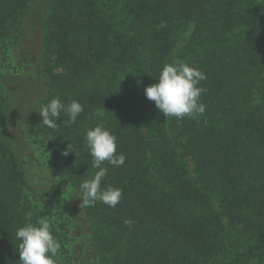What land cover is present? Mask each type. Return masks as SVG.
Segmentation results:
<instances>
[{
	"label": "trees",
	"instance_id": "1",
	"mask_svg": "<svg viewBox=\"0 0 264 264\" xmlns=\"http://www.w3.org/2000/svg\"><path fill=\"white\" fill-rule=\"evenodd\" d=\"M32 2L0 0V43ZM44 28L41 107L53 98L84 107L70 127L62 112L58 127L35 133L63 182L48 193L57 223L46 219L61 260H71L73 230L54 199L80 195L94 177L85 134L103 123L126 160L102 165L101 187L121 189L120 203L82 204L98 264H264V0H54ZM176 61L206 75L198 119H166L145 97ZM6 103L0 97V264H20L15 234L36 224L28 192L39 196L3 140Z\"/></svg>",
	"mask_w": 264,
	"mask_h": 264
},
{
	"label": "rangeland",
	"instance_id": "2",
	"mask_svg": "<svg viewBox=\"0 0 264 264\" xmlns=\"http://www.w3.org/2000/svg\"><path fill=\"white\" fill-rule=\"evenodd\" d=\"M54 0H33L19 30L6 42L0 43V97L6 103V121L2 131L3 140L20 158L27 181L33 193L28 192L32 203L31 218H44L56 222L55 213L47 207L48 193L52 186L63 190V182L53 173L51 154L46 146L36 142L35 133L42 123L39 115L44 98V78L39 75L37 65L44 51V23ZM193 26L189 29L192 34ZM8 52H5L6 49ZM189 169L193 170L189 161ZM195 174L192 173V177ZM55 200L56 212H62L72 222V236L68 242L70 259L58 264H98L95 249L90 240L82 210V200L76 192L64 194ZM83 219V220H82Z\"/></svg>",
	"mask_w": 264,
	"mask_h": 264
},
{
	"label": "clouds",
	"instance_id": "3",
	"mask_svg": "<svg viewBox=\"0 0 264 264\" xmlns=\"http://www.w3.org/2000/svg\"><path fill=\"white\" fill-rule=\"evenodd\" d=\"M206 75L199 69L186 63L176 61L165 64L160 71L158 82L145 88L146 99L154 102L155 107L167 118L184 119L185 117L198 119L206 111L200 97L206 91L199 86ZM84 111L83 105L73 100L65 105L58 98L51 99L40 108L39 115L43 125L56 128L57 121L63 112L69 118L63 121L66 127L75 124L78 116ZM105 109H97L95 115L103 119ZM86 145L92 156V167L98 169L94 177L85 180L80 185V199L82 204L94 206L101 202L115 208L121 201L122 190L119 188H102V180L108 173L107 164L121 167L126 157L117 151L116 137L112 135L103 123L97 124L85 134ZM69 150L75 149L69 144ZM63 155H68L65 151ZM15 238L19 241L18 252L20 264H58L56 257L61 245L54 237L50 223L40 218L36 224H26L17 229Z\"/></svg>",
	"mask_w": 264,
	"mask_h": 264
}]
</instances>
